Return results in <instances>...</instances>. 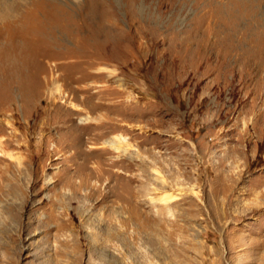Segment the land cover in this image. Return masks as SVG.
Instances as JSON below:
<instances>
[{
  "label": "rangeland",
  "instance_id": "1",
  "mask_svg": "<svg viewBox=\"0 0 264 264\" xmlns=\"http://www.w3.org/2000/svg\"><path fill=\"white\" fill-rule=\"evenodd\" d=\"M0 264H264V0H0Z\"/></svg>",
  "mask_w": 264,
  "mask_h": 264
},
{
  "label": "bare ground",
  "instance_id": "2",
  "mask_svg": "<svg viewBox=\"0 0 264 264\" xmlns=\"http://www.w3.org/2000/svg\"><path fill=\"white\" fill-rule=\"evenodd\" d=\"M110 144H113L111 141H109ZM165 196V195H164ZM169 197V196H168Z\"/></svg>",
  "mask_w": 264,
  "mask_h": 264
}]
</instances>
